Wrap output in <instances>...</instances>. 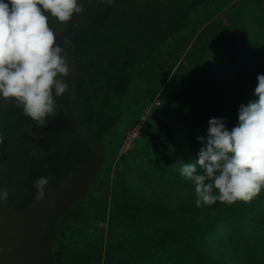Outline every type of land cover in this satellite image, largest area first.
Segmentation results:
<instances>
[{"label": "rangeland", "instance_id": "rangeland-1", "mask_svg": "<svg viewBox=\"0 0 264 264\" xmlns=\"http://www.w3.org/2000/svg\"><path fill=\"white\" fill-rule=\"evenodd\" d=\"M237 1L240 0H232L229 3L226 0H219L218 5L222 2L224 4L222 9L225 12H218L210 20L212 23H209L208 27L205 25L194 31L189 30L185 36L195 38L202 32L200 38L207 39V46L212 45V50L214 48L224 50V43L228 37L245 45L244 27L248 24L254 34L258 68L262 71L261 74H264L262 3L243 0L240 9L246 19L241 22L235 18V11L231 9ZM80 2L84 6L83 13L74 15L68 24L59 23L55 18L50 21L57 43L65 48V26L75 20L83 19L86 22L94 17L86 5V0ZM204 27L207 29L205 32ZM239 50L231 51V55L236 58L238 55L241 58L247 57V48ZM250 60L246 63V74L254 69L253 60ZM84 68L74 70L70 67L71 74L64 78L69 89L56 98V115L48 117L45 126L37 125L14 103L0 99V138L3 139V143H0V188L10 190L7 202H0V264H53L49 259L52 247L49 243L51 240L48 223L62 214L85 191L89 196L81 203L82 214L77 217L78 219L68 222L65 226L67 228H63L62 232L57 234L55 247L62 251L59 264H130V255L135 258L133 252L139 254L137 250L131 251V243L144 245L149 239L155 241L153 246L156 248L160 242L158 239L166 220L162 207L167 200L160 197L150 198V191L164 185L166 179L169 182L177 180L176 172L183 164L182 151H190L197 156L206 145L208 122H199V118H203L202 115L195 116L184 107L185 105L180 104L186 115L174 125V129L178 128L176 131L173 132L174 129L167 131L171 151L169 159L162 167L152 165L150 163L152 157L146 153L149 146L143 149L141 139L144 122L152 112L150 107L141 113L140 121L131 129L130 120L136 114V107L143 104L146 99L150 101L149 106L158 107L161 91L165 92L167 99L172 103L175 101L174 92L171 89L165 91L164 85L153 97L142 93V78L136 76V66L128 82L129 91L122 96L112 95L105 111L99 110V101L94 102L92 108L94 114L92 120L88 121L86 115L85 117L83 115L84 109L81 108L82 97L79 104L75 102L74 96L75 86L85 84L87 76L90 77L89 70ZM158 68L161 78L167 73V68L164 62L162 67L159 65ZM232 69L237 78L243 77L244 70L239 67ZM127 73L130 77V72ZM133 94L139 97L136 100L137 104L132 105L133 108L135 105L136 107L130 110L128 98ZM229 96L235 98L233 96L236 94L229 93ZM248 98L249 101L256 98L254 89ZM249 101L243 103L236 101L238 104L236 106L219 99L215 108L218 111H225L223 119L226 126L233 124L234 127L238 124L236 119L239 106ZM158 113L163 115L160 117L165 118L166 111H154L153 116ZM228 114L230 118H227ZM199 137H204V142L198 140ZM97 165L101 170L99 180L92 184V176ZM174 166L176 170L173 169ZM40 176H46L50 183L45 188V197L36 201V189L33 188V184ZM132 178L142 181V184L132 181ZM146 183L153 186L146 188ZM131 189L136 194L131 193ZM262 193L264 190L251 203L237 202L232 206L225 205L222 209L214 208L217 217L221 219L219 222L221 227H218L219 223H215L207 228L204 235L211 241L212 258L218 260L220 264H264V257H259L264 255L262 253L264 229L261 238L255 232L252 234L254 238L248 237L247 247L254 253L248 263L244 261L245 255L241 254L247 234L252 232L246 206L257 204V211L264 213ZM178 197L184 201L190 199L195 202L194 187L190 181L180 187ZM131 199L135 201L136 207L143 211V216H139L138 213L135 215L142 219L132 227L130 242V213L127 203ZM169 201L172 202L171 197ZM136 207L134 206L135 209ZM121 214L124 216L121 217ZM208 214L209 210L201 217ZM142 222H148V227H144ZM224 226L227 229L222 228ZM255 228H258L257 224ZM226 230L230 232L228 237L225 235ZM123 231H126V234H123ZM214 241L219 249L214 245ZM224 242L226 246H231L230 242H234L239 254L228 250L231 247H227L220 255L224 250ZM150 246L149 250H153Z\"/></svg>", "mask_w": 264, "mask_h": 264}, {"label": "trees", "instance_id": "trees-1", "mask_svg": "<svg viewBox=\"0 0 264 264\" xmlns=\"http://www.w3.org/2000/svg\"><path fill=\"white\" fill-rule=\"evenodd\" d=\"M230 1L232 0H226L228 3ZM257 1L262 3L261 13H264V0L248 2ZM86 2L94 17L86 22L83 19L75 20L72 24L65 26V38L69 41L66 44V55L70 67L74 70L86 67L89 70L88 74L90 73V77L87 76V82L75 86L74 92L75 102L81 104L82 97L81 108L84 109V117L86 115L88 121L92 120L94 102L99 101V110L105 111L112 95L122 96L127 93L128 82L136 66L135 74L142 78V93L153 97L154 93L164 85L165 91L171 89L174 92L173 103L167 99L165 92L161 91L160 106H149L148 99L140 106H134L136 114L130 120V129L140 121L141 113L147 107H150L152 111L144 122L141 136L142 148L149 146L146 153L152 157L150 161L152 165L162 167L169 159L171 151L167 131L173 130L174 125L182 120L180 118L186 115L180 104L185 105L184 107L188 108L191 114L202 115L204 119L199 118V122H208L211 118H223L226 113L216 110L215 104L219 99L236 106L238 105L236 101L241 103L249 101L251 90L257 85V76L262 71L258 68L254 34L248 24L244 27L245 45L239 40L228 37L224 43V50L223 48L212 50V45L207 46V39L200 38L202 32L195 38L190 35L185 36L189 30L194 31L205 25L208 27L212 23L210 20L218 12L223 11L224 4L221 2V5H218L219 0H86ZM241 2L243 0L235 2L231 9L235 11V18L243 22L246 16L240 9ZM206 30L204 27L203 32ZM191 31L190 33L193 34ZM245 48L248 49L247 57L241 58L238 55L236 58L231 55V51ZM250 59L253 60L254 69L246 74V63ZM163 62L167 73L160 78L158 67L159 65L162 67ZM233 67L244 70L241 79L235 76ZM127 72H130V77ZM229 93H235L236 96H233L235 98L229 96ZM78 95L80 97H77ZM149 95L148 98L151 99ZM138 97L139 95L133 94L128 98L130 110L134 109L132 105L137 104ZM154 111H166L165 118L160 117L162 114L159 113L153 116ZM227 118H230L229 114ZM227 128L231 130L233 124H228ZM177 129L175 128L173 132ZM195 145L197 146L196 142ZM181 156L183 164L193 163L198 158V155L194 156L190 151H182ZM180 168L176 172V181L169 182L166 179L164 185L155 191L151 190L149 194L152 199L160 197L167 200L162 207L166 220L158 239L160 242L156 247L157 250L153 246L155 241L149 239L144 245L131 243V251L137 250L139 254L133 252L135 258L130 255V264H220L218 260L212 258L211 241L204 233L209 226L221 221L214 212V208L222 209L225 204L217 202L208 207H196L195 202L193 203L190 199L181 200L178 192L188 180L180 175ZM173 169L176 170V167L174 166ZM100 171L97 165L96 172L92 176V184L95 180H99ZM132 181L142 184V181L133 178ZM145 186L148 188L153 185L146 183ZM130 192L136 194L132 189ZM88 196L85 191L62 214L48 223L51 240L49 243L52 247L49 259L53 264H59L62 255V251L55 247L57 234L62 232L63 228H67L65 226L68 222L78 219L77 217L82 214L81 203ZM134 202L131 199L127 203L130 213V242L132 227L142 219L135 215L138 213L139 216H143V211L139 210ZM208 210L210 214L201 217ZM257 210V204L246 206L247 217L252 227V232L247 234L241 253L245 255L246 263L250 261V256L254 255L247 247L248 237H253L252 234L255 232L261 238L262 229H264V213ZM120 216L123 217L124 214ZM142 224L148 227V222H142ZM255 224L258 228H255ZM70 227L71 224L68 228ZM218 227H221L220 223ZM215 231L218 233L217 230ZM122 233L126 234V231ZM229 233L226 230L225 235L228 237ZM230 243L231 246L223 243L224 250L220 255L227 250V247H231L228 250L239 254L234 242ZM149 245L153 247V250H149ZM214 245L217 246L215 241ZM259 257L262 258L264 255Z\"/></svg>", "mask_w": 264, "mask_h": 264}, {"label": "clouds", "instance_id": "clouds-1", "mask_svg": "<svg viewBox=\"0 0 264 264\" xmlns=\"http://www.w3.org/2000/svg\"><path fill=\"white\" fill-rule=\"evenodd\" d=\"M83 11L80 0H0V99L39 126L56 115V98L68 91L64 78L71 74L66 48L57 43L50 21L68 23ZM254 94L239 106L231 130L223 118L209 119L205 147L195 162L182 164L180 175L194 187L196 207L247 204L264 190V74L257 76ZM49 183L46 176L34 182L36 201L45 197ZM9 191L0 188V202H7Z\"/></svg>", "mask_w": 264, "mask_h": 264}]
</instances>
